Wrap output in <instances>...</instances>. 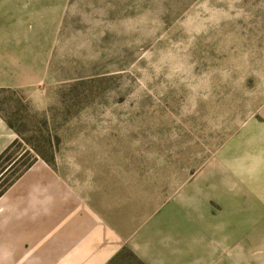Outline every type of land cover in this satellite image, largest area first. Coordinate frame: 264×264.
<instances>
[{
	"label": "rangeland",
	"instance_id": "1",
	"mask_svg": "<svg viewBox=\"0 0 264 264\" xmlns=\"http://www.w3.org/2000/svg\"><path fill=\"white\" fill-rule=\"evenodd\" d=\"M0 74V185L42 160L144 264H264V0H0Z\"/></svg>",
	"mask_w": 264,
	"mask_h": 264
},
{
	"label": "crops",
	"instance_id": "2",
	"mask_svg": "<svg viewBox=\"0 0 264 264\" xmlns=\"http://www.w3.org/2000/svg\"><path fill=\"white\" fill-rule=\"evenodd\" d=\"M17 86L0 74V89ZM16 140L0 113V155ZM121 248L111 228L42 160L0 196V264H108Z\"/></svg>",
	"mask_w": 264,
	"mask_h": 264
},
{
	"label": "trees",
	"instance_id": "3",
	"mask_svg": "<svg viewBox=\"0 0 264 264\" xmlns=\"http://www.w3.org/2000/svg\"><path fill=\"white\" fill-rule=\"evenodd\" d=\"M16 146V141L13 143V145L11 147H9L3 154L0 155V172L3 170V166L10 161L11 159V151L12 149ZM31 165V164H30ZM30 165H26V167L19 171L17 174H15V176L13 178H11L10 180L4 181L1 185H0V196L4 193V191L12 184V182L17 179ZM12 167V166H11ZM2 168V169H1ZM124 256H127V258L132 259L133 262H135L136 264H144L142 261L138 260L135 255L123 248L119 251V253L108 263V264H115L116 262L122 260V258H124Z\"/></svg>",
	"mask_w": 264,
	"mask_h": 264
}]
</instances>
